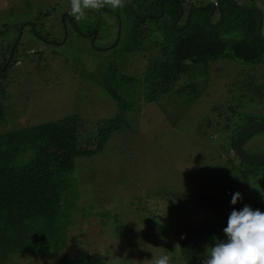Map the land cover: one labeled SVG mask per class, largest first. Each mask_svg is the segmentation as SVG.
Wrapping results in <instances>:
<instances>
[{
	"label": "rangeland",
	"instance_id": "obj_1",
	"mask_svg": "<svg viewBox=\"0 0 264 264\" xmlns=\"http://www.w3.org/2000/svg\"><path fill=\"white\" fill-rule=\"evenodd\" d=\"M209 1L181 3L188 7ZM252 1L241 0L247 5ZM220 3L227 9V0ZM70 10V0H0V63L16 47L0 75V135L69 114L81 118L83 136L95 133L97 119L118 114L122 124L101 151L75 160L70 191L58 205L66 248L53 255L40 250L46 242L33 241L39 222L32 221L17 239L20 248L8 251L6 264H72L83 257L106 264H152L154 257L165 254L173 264H189L182 254L181 233L189 236L198 227L225 219L201 204L205 197L231 205L232 194L239 191L243 200L236 208L257 202L264 211V165L243 163L231 154L232 137L241 129L236 128L264 121V62H189L168 91L151 98L149 86L141 82L143 69L151 58L165 55L159 46L170 45L183 30L169 31L151 20L146 22L149 28L141 24L129 38L128 7L86 10L80 21ZM229 10L232 21L216 29L226 38L244 37L238 16L256 19L257 13L233 6ZM206 12L197 10L193 18L197 14L214 24L217 10L210 21ZM153 27L162 31L161 37ZM258 39L254 43L264 49V39ZM129 45L133 49L125 50ZM245 80L251 81L249 88ZM191 82L197 84V95L185 88ZM181 84L184 88L175 91ZM43 148L61 150L46 142L36 144L37 150ZM243 148L263 153L264 131L250 136ZM32 153L20 154L19 161ZM224 238L223 232L203 237L196 256L204 258L206 249ZM27 239L31 242L22 247ZM37 242L38 248H29ZM63 254L68 258L61 262Z\"/></svg>",
	"mask_w": 264,
	"mask_h": 264
},
{
	"label": "trees",
	"instance_id": "obj_2",
	"mask_svg": "<svg viewBox=\"0 0 264 264\" xmlns=\"http://www.w3.org/2000/svg\"><path fill=\"white\" fill-rule=\"evenodd\" d=\"M227 1V9L222 8L221 3L219 6L217 18L221 22L208 24L204 16L203 18L197 17L196 14L193 18L195 11L204 8L190 10V8L183 7L184 10L180 12L179 3L181 0H124V6L128 7L129 11L131 10L129 38L139 30L141 24L144 28H149L146 22L151 20L166 27L169 31L183 30V33L172 40L170 45L159 46L162 48L160 51L164 50L165 55L151 58L150 62L146 63L141 82L144 86H149L148 97L152 98L154 95L168 91L169 84H174L182 72L187 70L189 62L197 66L208 65L209 62L222 58H233L252 65L264 62L262 58L264 49L254 43V40H260L256 34L257 21L255 18L249 15H244L242 18L236 17L239 21L238 28L244 33V37L239 39L226 38L220 30L216 29L223 22L232 21L234 17L229 10L233 5L229 0ZM160 9L163 12L161 15H159ZM208 9L206 8V14ZM165 12L166 14H164ZM188 12L190 13L187 16ZM167 13H170V16L165 17ZM181 19L182 24L179 25L178 22ZM174 20H176V25H179L176 29L172 28ZM71 23L74 24V21ZM154 28L156 31H160L158 36L161 37L162 31L157 27H153L151 30ZM150 34L152 33L150 32ZM89 35L90 38L93 36L92 33ZM152 35L155 42H158L157 34ZM135 38H138L137 41L136 39L134 41L139 45L140 39L143 38L142 33ZM124 48L125 50L133 49H130V45ZM15 49L16 47L13 46L11 51L8 50L11 55H8L9 57L7 53H4L0 63V75L6 71V68L3 69L5 63L7 62L8 65L11 63ZM243 84L249 88L251 81L245 80ZM183 88V84L178 85L175 91L179 92ZM185 88H190V93H196V95L199 93L195 82L187 84ZM121 118V115L116 114L113 118L97 119L95 133L91 131L85 136L82 135L81 118L75 114L14 129L0 135V264H6L5 256L8 251L20 248L17 239L20 234L32 227H29L32 221L39 222L33 241L42 238L46 242L45 247H41L40 250H46V253L53 255V252L56 254L57 251L66 248L68 243L63 232L65 228L60 226L61 223H58L63 213L58 205L64 201L63 194L70 191L75 160L78 157L89 156L101 151L110 133L121 126ZM240 128L242 126L237 127L236 130L238 131ZM90 129H94V127L92 126ZM45 142L56 145L61 150L54 152L50 148L36 149L37 143ZM232 142L233 140H231V146ZM27 150L33 151L30 158L24 162L19 161V155ZM30 242L27 239L26 244H22V247H26ZM38 244L39 242L32 243L29 248L33 245L38 248ZM182 254L184 256L183 250ZM67 256L63 254L59 261H66ZM72 264L106 263L99 259L83 257L74 259Z\"/></svg>",
	"mask_w": 264,
	"mask_h": 264
},
{
	"label": "clouds",
	"instance_id": "obj_3",
	"mask_svg": "<svg viewBox=\"0 0 264 264\" xmlns=\"http://www.w3.org/2000/svg\"><path fill=\"white\" fill-rule=\"evenodd\" d=\"M70 3V15L77 21L84 18L86 10H99L105 6L116 9L124 6V0H70ZM173 23L176 26V20ZM118 33L119 29L117 39ZM156 33L160 34V31ZM231 154L234 155L232 146ZM226 194H231L229 188L226 189ZM242 200L243 194L237 191L232 194L230 203L239 205ZM223 233L225 238L217 239L206 249V256L199 259L198 264H264V211L253 209L248 204L240 209L233 208ZM184 240L186 238L182 241ZM152 264H173V258L166 254L161 255L154 257Z\"/></svg>",
	"mask_w": 264,
	"mask_h": 264
},
{
	"label": "water",
	"instance_id": "obj_4",
	"mask_svg": "<svg viewBox=\"0 0 264 264\" xmlns=\"http://www.w3.org/2000/svg\"><path fill=\"white\" fill-rule=\"evenodd\" d=\"M231 4L237 8H241L244 10H253L258 13V20H257V27L256 32L258 37L263 38L264 36L261 33V21H262V11L255 7V6H244L237 2L236 0H229ZM161 3V2H160ZM161 5V4H160ZM206 6L210 7V11L208 14V17L210 16L212 10H213V2H209L207 5L200 6L198 8H204ZM162 13V10L160 11V14ZM190 12H188L187 16ZM119 29V28H118ZM94 33H96V30H94ZM264 131V121L260 122H254L245 125L242 127L234 136L233 142H232V151L235 155V157L238 158V160L242 162H246L248 164L252 165H264V152L263 153H249L244 148L243 145L245 141L252 136L253 134ZM223 206V205H222ZM215 207V206H214ZM227 226V221H219L216 223L208 224L206 226L198 227L195 229L187 238L183 241V253L186 261L189 264H198L199 259H202L200 257L196 256L195 253V247L198 244V242L205 236L216 233V232H223V228Z\"/></svg>",
	"mask_w": 264,
	"mask_h": 264
},
{
	"label": "flooded vegetation",
	"instance_id": "obj_5",
	"mask_svg": "<svg viewBox=\"0 0 264 264\" xmlns=\"http://www.w3.org/2000/svg\"><path fill=\"white\" fill-rule=\"evenodd\" d=\"M237 2H239L240 4H242V5H244V6H255V7H257V8H259L261 11H262V21H261V33H262V35L264 36V33H263V30H264V28H263V23H264V4H262V3H258L257 4V1L258 0H253L252 1V3H249L248 5L247 4H243L242 2H241V0H236ZM181 2L183 3L184 2V0L182 1L181 0ZM179 3L180 4V6H181V9H182V11H183V6H182V3ZM209 2H213V4H214V6H213V10H212V12H211V14H210V16L209 17H207V19L210 21V19H211V17L213 16V13H214V11L215 10H217V12L216 13H219V10H220V0H215V1H213V0H211V1H209ZM209 2H207V3H203V4H201L200 6H204V5H207ZM199 7V5H194L193 3H191V5L190 6H188L187 8H190V10L192 9V10H195V8H198ZM215 7H217V9L215 8ZM206 8H209L208 10L210 11V7L209 6H206V7H204V9H206ZM181 11V12H182ZM257 13V12H256ZM117 14V13H116ZM187 14V13H186ZM186 16V15H185ZM258 20V13H257V16H256V21ZM217 22H221V20H219L218 18L215 20V22H214V24L215 23H217ZM257 23V22H256ZM256 27H257V25H256ZM256 34H257V32H256ZM258 36V35H257ZM259 64V63H258ZM231 177V179H234L235 181L237 180L235 177H233V176H230ZM201 204L204 206V207H207L208 209H210L211 211H213V212H215V213H218V214H220L222 217H225V219L224 220H221V221H227L228 220V218H226V217H228L229 216V214L231 213V211H232V209L233 208H236V206L238 205V204H236V205H227L226 203H225V200H223V199H208V198H205V199H203V201H201ZM223 205V206H222ZM215 206V207H214ZM253 205H251V207H252ZM230 207H232L231 209H230ZM253 208V207H252ZM236 209H238V208H236ZM254 209V208H253ZM259 209V208H258Z\"/></svg>",
	"mask_w": 264,
	"mask_h": 264
},
{
	"label": "built area",
	"instance_id": "obj_6",
	"mask_svg": "<svg viewBox=\"0 0 264 264\" xmlns=\"http://www.w3.org/2000/svg\"><path fill=\"white\" fill-rule=\"evenodd\" d=\"M227 193H229V190H227ZM179 238L181 240L185 239L186 238V233L185 232H182Z\"/></svg>",
	"mask_w": 264,
	"mask_h": 264
},
{
	"label": "crops",
	"instance_id": "obj_7",
	"mask_svg": "<svg viewBox=\"0 0 264 264\" xmlns=\"http://www.w3.org/2000/svg\"><path fill=\"white\" fill-rule=\"evenodd\" d=\"M183 10H184V9H183ZM185 18H186V16L184 17V19H185ZM182 19H183V18H182ZM256 203H257V202H255V203L252 204V205H253L252 207H253L254 209L259 208L258 205H257Z\"/></svg>",
	"mask_w": 264,
	"mask_h": 264
}]
</instances>
